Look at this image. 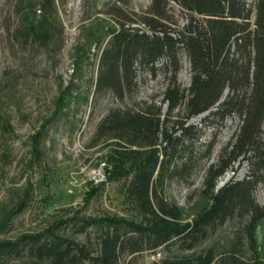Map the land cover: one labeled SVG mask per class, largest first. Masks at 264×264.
<instances>
[{
	"label": "trees",
	"instance_id": "obj_1",
	"mask_svg": "<svg viewBox=\"0 0 264 264\" xmlns=\"http://www.w3.org/2000/svg\"><path fill=\"white\" fill-rule=\"evenodd\" d=\"M57 1L26 0L17 33L48 46L57 27ZM172 5L186 15L183 24ZM105 14L110 25L92 43L97 68L90 92L82 98L85 104L92 89L95 100L110 92L124 102L134 98L144 74H169L161 104L141 101L112 108L91 141L104 152L105 167L111 165L106 176L129 179L126 191L142 221L58 218L41 232L0 240V264H121L125 255L188 251L235 218L244 225L242 237L238 234L230 249L240 250L243 238L252 263L261 264L258 234L264 228V205L255 192L264 183V0H151L140 12L121 0L106 6ZM182 56L191 70L187 88L178 82ZM73 86L60 91L50 121L65 112ZM176 110L177 118L171 119ZM205 113L201 126L189 124ZM235 116L240 119L238 130L205 173L202 203L187 214L168 200L166 185L189 174L210 154L213 142L206 154L196 146L201 127L220 129ZM42 128L32 137L35 159L44 156L47 131ZM237 162L247 163L246 176L220 186ZM26 205L24 199L5 210L0 232ZM215 257L209 249L205 254L174 255L164 263L213 264ZM236 257L224 263L238 264Z\"/></svg>",
	"mask_w": 264,
	"mask_h": 264
},
{
	"label": "rangeland",
	"instance_id": "obj_2",
	"mask_svg": "<svg viewBox=\"0 0 264 264\" xmlns=\"http://www.w3.org/2000/svg\"><path fill=\"white\" fill-rule=\"evenodd\" d=\"M131 9L144 11L151 0H126ZM0 0V222L3 213L16 203L27 199L26 208L12 219L0 232V240H16L23 234H35L47 228L55 219L86 217L94 219L115 218L126 221H142V216L128 197L126 186L129 179L119 177L95 183L94 170L105 160L100 146L91 141L98 123L112 108L134 102L149 101L161 104L168 82L164 70L155 77L144 74L134 98L124 102L107 92L98 100L90 93L88 104L82 100L90 92L89 83L96 73L97 58L93 40L110 25L105 14L106 6L121 0H58L57 27L48 42L38 41L17 33L22 27L26 0ZM180 24L186 15L172 5ZM182 69L178 82L187 88L191 81L190 64L182 56ZM73 83L68 94V107L63 115L51 120L60 91ZM164 112L167 106L164 105ZM171 119H176L178 111ZM207 113L189 120V124L201 126ZM240 125L238 117L229 118L220 129L202 126V136L196 146L202 154L210 142L214 143L210 154L201 157L189 174L175 177L166 185L168 200L176 202L187 214L196 211L200 204L204 177L210 165L217 162L222 148L234 136ZM44 156H33L32 137L43 129ZM105 162V161H104ZM107 164V162H106ZM111 169L107 164L104 171ZM219 185L231 178L246 176V162H237ZM107 178V179H106ZM257 202L264 205V183L256 192ZM240 219L229 220L193 250L146 251L135 256L125 255L121 264H165L174 255L205 254L213 250V264H226L236 255L238 264H253L245 239L238 251L230 248L235 237H242ZM93 237V233L91 235ZM85 241V236L78 237ZM259 257L264 264V228L258 234ZM9 261L7 264H17Z\"/></svg>",
	"mask_w": 264,
	"mask_h": 264
},
{
	"label": "built area",
	"instance_id": "obj_3",
	"mask_svg": "<svg viewBox=\"0 0 264 264\" xmlns=\"http://www.w3.org/2000/svg\"><path fill=\"white\" fill-rule=\"evenodd\" d=\"M105 164L101 163L96 170H94L92 179L95 183L103 181L105 176Z\"/></svg>",
	"mask_w": 264,
	"mask_h": 264
},
{
	"label": "water",
	"instance_id": "obj_4",
	"mask_svg": "<svg viewBox=\"0 0 264 264\" xmlns=\"http://www.w3.org/2000/svg\"><path fill=\"white\" fill-rule=\"evenodd\" d=\"M224 183H222L220 186H222Z\"/></svg>",
	"mask_w": 264,
	"mask_h": 264
}]
</instances>
